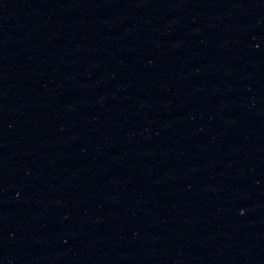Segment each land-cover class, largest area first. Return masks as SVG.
Segmentation results:
<instances>
[{"label": "water", "instance_id": "95a60500", "mask_svg": "<svg viewBox=\"0 0 264 264\" xmlns=\"http://www.w3.org/2000/svg\"><path fill=\"white\" fill-rule=\"evenodd\" d=\"M0 264H264V250L137 247L79 252L0 254Z\"/></svg>", "mask_w": 264, "mask_h": 264}]
</instances>
